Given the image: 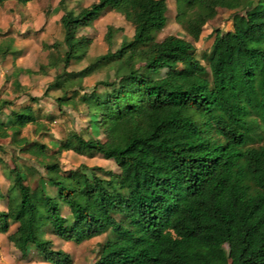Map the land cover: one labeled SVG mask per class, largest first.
<instances>
[{"label": "trees", "instance_id": "16d2710c", "mask_svg": "<svg viewBox=\"0 0 264 264\" xmlns=\"http://www.w3.org/2000/svg\"><path fill=\"white\" fill-rule=\"evenodd\" d=\"M65 1L57 0L61 68L42 93L58 90V107L83 105L102 137L69 130L56 142L111 158L117 170L84 163L61 169L56 151L20 135L37 116L19 104L0 119V139L31 154L43 172L13 159L6 165L0 143L8 181L0 233L21 255L31 246L50 264H70L71 257L52 248L47 233L79 243L106 231L90 264H264V142L253 144L264 132V0H174V19L189 40L155 38L166 21L165 0H94L76 12ZM217 7L233 10L231 27L215 29L206 69L192 40ZM108 10L131 24L130 37L111 49L106 25L105 51L67 69L90 41L78 29ZM16 52L0 32V58L12 55L18 86V74L32 69L15 64ZM101 70L106 77L84 89V77Z\"/></svg>", "mask_w": 264, "mask_h": 264}, {"label": "rangeland", "instance_id": "374dc122", "mask_svg": "<svg viewBox=\"0 0 264 264\" xmlns=\"http://www.w3.org/2000/svg\"><path fill=\"white\" fill-rule=\"evenodd\" d=\"M94 0H66L67 7L76 12L80 7L87 5ZM166 21L164 26L156 31L155 38L161 39L166 34H175L185 39L190 37L183 28L175 21L174 0H165ZM241 11V9H237ZM233 10L217 7L213 17L207 19L201 26L199 36L192 40L194 44V55L207 69L205 55L209 51L210 43L215 29L224 31L231 27V14ZM61 13L57 0H30L20 3L15 0H6L0 4V32L3 37H12L16 54L19 56L20 64L24 68H31L32 72H20L16 78L18 86H15L13 75L10 74L12 55L7 54L0 58V104L1 100H6L0 105V119H4L10 109H16L19 104L28 103L33 108L37 118L34 122L27 123L20 130V135L26 136L30 140L44 142L58 154V162L61 169H69L84 163L88 166L98 165L102 171H116L117 166L111 158H104L100 155H83L71 149H61L56 140L62 138L69 130L80 131L84 135L86 132L94 136L102 137L101 132L91 123L84 113L83 105L77 109L69 106L56 104L54 96L58 90H50L47 94L42 91L46 83L52 78L55 72L61 68V62L57 56L64 49L61 41V27L58 17ZM110 25L112 31L111 49L116 47L123 39L130 37L132 26L129 22L114 10H108L95 19L90 26L81 27L76 34H84L89 38V43L85 47V53L81 57H73L67 64V69H77L86 63L94 55L104 52L106 44L102 39L105 26ZM80 51L76 54L78 55ZM55 62L53 67L51 62ZM19 64V63H18ZM39 64L42 66L39 71H35ZM180 66V64H179ZM107 75L105 70L94 72L84 77L82 86L84 89L91 87L94 81L103 79ZM29 96H36L35 101H31ZM53 116L52 120L48 116ZM264 130V124H261ZM264 142V132L261 138L253 144ZM3 145V158L5 164H11L12 159L21 168V165L31 166L36 172H43L42 166L29 153L20 151L17 145L7 143L6 139H0ZM102 171H99L102 173ZM31 179V185L35 183L37 173ZM8 181L4 176V167L0 164V209L5 206V193ZM44 190L50 194L54 193V187L41 181ZM61 213L69 216V209L66 205L61 207ZM15 227V223H10L8 231ZM108 232L85 239L79 243L65 240L52 233L46 236L52 241V248H61L68 252L71 257L70 264H90L96 257L99 244L106 238ZM0 264H50L45 261L33 249L27 247L24 255L11 244L6 238V233H0Z\"/></svg>", "mask_w": 264, "mask_h": 264}, {"label": "crops", "instance_id": "0c3cea01", "mask_svg": "<svg viewBox=\"0 0 264 264\" xmlns=\"http://www.w3.org/2000/svg\"><path fill=\"white\" fill-rule=\"evenodd\" d=\"M13 42H14V40H13ZM13 47H14V45H13ZM14 49H16V48H14ZM16 50H17V49H16ZM9 54H10V53H9ZM6 55H7V54H6ZM11 60H12V59H11ZM16 61H20V60H19V56H18L17 54H15L14 62H15L16 65L23 67L22 64H20V62H16ZM18 63H19V64H18Z\"/></svg>", "mask_w": 264, "mask_h": 264}]
</instances>
